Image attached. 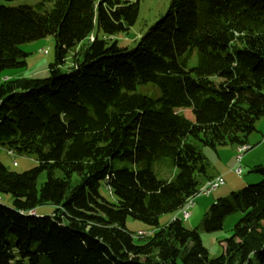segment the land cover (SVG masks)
I'll use <instances>...</instances> for the list:
<instances>
[{"label": "trees", "instance_id": "16d2710c", "mask_svg": "<svg viewBox=\"0 0 264 264\" xmlns=\"http://www.w3.org/2000/svg\"><path fill=\"white\" fill-rule=\"evenodd\" d=\"M139 2L0 5V72L26 67L20 45L54 39L46 78L0 83V149L36 162L17 173L0 161V264H264V166L202 216L214 232L240 213L221 255L210 258L177 216L211 179L194 143L237 146L264 115V0H171L128 50L114 36L136 23ZM146 84L159 97L135 92ZM161 158L176 170L170 181L151 170ZM46 205L49 215L36 212Z\"/></svg>", "mask_w": 264, "mask_h": 264}, {"label": "rangeland", "instance_id": "374dc122", "mask_svg": "<svg viewBox=\"0 0 264 264\" xmlns=\"http://www.w3.org/2000/svg\"><path fill=\"white\" fill-rule=\"evenodd\" d=\"M41 1L45 0H13L11 2L0 0V5L5 7H16L20 5L34 7ZM170 2L171 0H140L139 14L136 23L127 33L114 36L118 45L120 47L127 48L128 50L134 49L137 42L141 38L145 37L149 28L165 15ZM50 5L51 2H49V7ZM53 47L54 39L52 36L20 45V50L27 54L25 58L26 67L0 72V78L6 73H12L14 78H46L48 76V65L54 60ZM68 63L69 61H67L66 66ZM195 63L196 58L194 50V54H192L188 66L192 67ZM135 92L151 98H157L160 95L159 88L153 84L138 86ZM184 114L189 119H192L190 111L185 110ZM250 135H253V137L256 138L264 137V115L256 122L255 131ZM194 144L205 157L207 163V175L211 176L218 174L217 176H214V178L222 177L224 184L214 190L209 196H196L193 199V207L188 209L190 216L188 218L180 217V220L186 229L196 230L198 232L201 243L208 252V256L210 258H215L223 253L224 241L231 237L233 226L240 218V213L234 212L226 216L223 220L222 228L214 232H205L202 229V216L207 211L209 206L216 200L227 197L230 193L237 192L247 185L256 184L261 180V176L254 172L253 169L258 165L264 166V141L244 154L245 156H248L247 159L243 155L240 163L241 172L239 175H237L235 171L237 168V162L235 160V153L231 148L233 146L227 145L224 147H217L214 150L209 147H204L199 142H195ZM0 161L8 169L17 173L25 172L36 166V162L32 157L24 155H13L12 157L3 149H0ZM13 162L16 163L15 166H13ZM151 170L156 178L161 181H170L176 172L170 158H161L160 160L154 162ZM99 191L102 196L107 197L108 199L110 198L107 195L108 192L105 188L102 187ZM2 201L6 205H11V197L9 195H3ZM53 209V206L46 205L38 207L36 212L40 215H49ZM171 217L172 216L169 214L161 216L159 219L160 225L167 223ZM125 226L126 229L134 233V235H136L138 231L144 232L145 235L149 229V227L143 222L133 220L131 218L126 219ZM134 238L136 243L140 242L137 236H134ZM41 264H47L44 258H41Z\"/></svg>", "mask_w": 264, "mask_h": 264}, {"label": "bare ground", "instance_id": "6f19581e", "mask_svg": "<svg viewBox=\"0 0 264 264\" xmlns=\"http://www.w3.org/2000/svg\"><path fill=\"white\" fill-rule=\"evenodd\" d=\"M252 149V146H250L247 142H243L242 144H239L235 147V160H237L238 158H241L243 157V155L248 152L249 150ZM13 165L15 166V162H13ZM208 184V181H206L200 188L199 190L197 191V193L195 195H193L190 199H188V201L185 203L183 209L177 214L178 218L180 219L185 217L186 214H187V210L190 208V205L192 204V200L198 196L201 192H202V189L204 187H206ZM137 235L138 236H142L144 235V232L142 231H139L137 232Z\"/></svg>", "mask_w": 264, "mask_h": 264}, {"label": "built area", "instance_id": "2783aa9c", "mask_svg": "<svg viewBox=\"0 0 264 264\" xmlns=\"http://www.w3.org/2000/svg\"><path fill=\"white\" fill-rule=\"evenodd\" d=\"M8 154L12 155L11 152H8ZM241 160H242V157L238 158L236 160L237 168L236 169L234 168V169H235L237 175H239L241 172V166H240ZM223 184H224V180L222 179V177L212 178V179L208 180L207 186L202 189V192L199 195L209 196L214 190H216L218 187L222 186ZM193 204H194V202L192 200V204L190 205V208L193 207ZM189 216H190V213L187 210V214L183 218H188Z\"/></svg>", "mask_w": 264, "mask_h": 264}, {"label": "crops", "instance_id": "0c3cea01", "mask_svg": "<svg viewBox=\"0 0 264 264\" xmlns=\"http://www.w3.org/2000/svg\"><path fill=\"white\" fill-rule=\"evenodd\" d=\"M9 78H14V76H13V74L12 73H6V74H4L3 75V77H1L0 78V83L3 81V80H6V79H9ZM262 141H264V137L262 138V137H260V138H256V137H253V135L251 136H248V138H247V143L250 145V146H252V149L255 147V146H257V145H259ZM232 148V150L234 151V153H235V146L234 147H231ZM245 156V155H244ZM245 158L247 159L248 158V156H245ZM250 160V159H249ZM248 162V161H247ZM218 174H216V175H211V176H209L208 175V177L209 178H214V176H217ZM139 232V231H138Z\"/></svg>", "mask_w": 264, "mask_h": 264}]
</instances>
